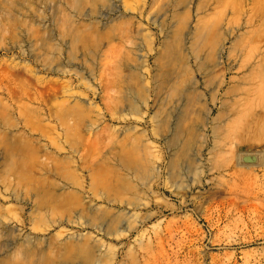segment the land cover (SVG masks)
<instances>
[{
	"label": "rangeland",
	"instance_id": "1",
	"mask_svg": "<svg viewBox=\"0 0 264 264\" xmlns=\"http://www.w3.org/2000/svg\"><path fill=\"white\" fill-rule=\"evenodd\" d=\"M173 6L0 0V137L24 141L9 153L0 145V258L20 261L28 251L33 264L40 257L82 264L65 254L67 245H82L89 264H264V96L251 130L215 142L208 125L206 147L187 150L196 166L183 158L174 171L171 133L158 125L164 110L173 124L177 98L152 95L139 114L131 108V87L148 81L151 94H162L166 85L155 57L180 9ZM261 22L245 37L252 60L264 56ZM103 31L108 37L99 41ZM78 36L95 41L85 45ZM234 39L225 45V84L214 104L213 85L203 81L215 69L194 72L214 117L222 103L232 109L244 85V55L227 58ZM109 92L115 103L106 109ZM38 190L58 199L42 203Z\"/></svg>",
	"mask_w": 264,
	"mask_h": 264
},
{
	"label": "bare ground",
	"instance_id": "2",
	"mask_svg": "<svg viewBox=\"0 0 264 264\" xmlns=\"http://www.w3.org/2000/svg\"><path fill=\"white\" fill-rule=\"evenodd\" d=\"M78 2L80 3L81 0ZM168 3H174L173 7H180V9L173 11L172 21L167 22L169 26L166 27L165 25L167 35L159 45L155 57V63L159 64L158 77L166 85L161 92L162 94L157 91V88H154L151 94L150 83L142 80L144 85L139 84L138 87L130 88L132 98L129 100H137H135L136 102L132 101L131 108L135 114H139L140 105L148 107L152 95L154 99L163 97L164 101L177 98L178 104L176 108L174 107L177 114L173 124H171L172 112L164 110L158 125L160 130L165 131L167 129L171 133L170 144L175 151L170 163L174 171L177 170V167L179 168V161L183 158L187 164L196 166L195 161L197 159L193 158L192 161H189L187 150L189 151L191 145H195L197 153H200L201 149L206 147L208 125H210L209 128L215 142L223 141L226 138L233 140L241 138L243 132L252 129L256 116L255 109L260 106L264 96V84L261 82L262 78L259 76L258 69L261 65L264 70V56L252 60V54L246 52L245 37L252 32L251 27L258 19L262 20L261 23L264 25V0H198L194 7L195 0H168ZM193 17H196V20L192 25ZM220 24L225 26L224 30L221 31L218 28L213 34L214 27ZM245 28L249 30L240 33ZM232 36L235 39L228 47L227 58L229 60L233 51L239 53L240 56L244 55L240 64L241 68L238 71L243 74L244 85L239 87L240 92L233 100L232 109L229 108L225 111V104L222 103V111L214 117L212 116V109L206 106V103L209 102L203 98L194 72L197 70L200 74H204L215 69L203 81L206 87L209 84L213 85L211 102L214 104L219 89L225 84V77L220 71L223 70L222 60L226 51L227 39ZM107 37L108 32L103 31L99 41H105ZM77 41L88 45L95 40L92 39V36L91 38L78 36ZM148 47L149 51L153 52L152 41L149 42ZM145 63L146 57L143 58L142 65ZM108 96L106 109H111L115 101L111 92ZM143 114L145 115L146 112L144 111ZM188 137L190 138L187 141ZM23 142L20 137H11L9 141L2 136L0 137V145L4 147L6 153H9L16 146L19 147L18 145H22ZM21 147L17 151H23L24 149ZM120 161L126 160L122 157ZM135 162L131 161V164L135 167L141 166V163L137 165L139 161ZM195 170L198 171L199 168L195 167ZM38 192L41 194L42 203H49L58 199L57 196L53 197L51 191L43 190L42 192V190H38ZM31 222L37 225L47 224L45 221H39L35 218H31ZM65 252L68 258L80 261L82 264H89L92 259L91 251L82 245L74 247L67 245ZM32 257V253L25 251L21 254L20 261H15L13 257L8 256L0 258V264H33ZM44 262L45 258L40 257L36 264H43Z\"/></svg>",
	"mask_w": 264,
	"mask_h": 264
}]
</instances>
